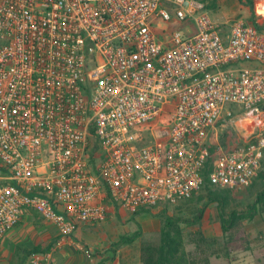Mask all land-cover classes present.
Returning a JSON list of instances; mask_svg holds the SVG:
<instances>
[{
	"label": "built area",
	"instance_id": "built-area-1",
	"mask_svg": "<svg viewBox=\"0 0 264 264\" xmlns=\"http://www.w3.org/2000/svg\"><path fill=\"white\" fill-rule=\"evenodd\" d=\"M214 149L211 185L253 184L264 26L224 33L201 0H0V240L29 211L70 237L107 219L106 197L130 211L187 200Z\"/></svg>",
	"mask_w": 264,
	"mask_h": 264
},
{
	"label": "crops",
	"instance_id": "crops-1",
	"mask_svg": "<svg viewBox=\"0 0 264 264\" xmlns=\"http://www.w3.org/2000/svg\"><path fill=\"white\" fill-rule=\"evenodd\" d=\"M204 3L213 17L214 10H210ZM261 3L264 0H255V6ZM243 6V11H251L248 20L237 18L232 22L239 20L246 24L264 26V14L253 12L249 5ZM236 10L233 11L234 15ZM186 26L193 27V24L183 25L182 28L189 31ZM220 28L224 33L228 30ZM105 200L108 204L107 219L100 224L80 223L70 237H63L52 222L37 213H25L21 221L0 240V261L5 264H28L32 252L40 249L51 255V264H98L102 260L106 264H141V241L152 239L161 231L160 217L148 212L127 210L107 197ZM135 232H139V235L134 241L116 244L121 236Z\"/></svg>",
	"mask_w": 264,
	"mask_h": 264
},
{
	"label": "rangeland",
	"instance_id": "rangeland-1",
	"mask_svg": "<svg viewBox=\"0 0 264 264\" xmlns=\"http://www.w3.org/2000/svg\"><path fill=\"white\" fill-rule=\"evenodd\" d=\"M205 2L210 10H214L213 17L223 30H227L231 22L237 18L248 20L251 11H243V5H249L253 12L256 13L255 0H217L215 2L214 0H205ZM235 9L237 10L234 15L233 11ZM178 25L177 23L172 27H177ZM225 132L227 130L220 133L219 141L221 142L223 135H228V140L223 145L226 148H230L235 143L236 137L229 131ZM213 154L214 157L217 156L215 149ZM99 155L93 154L92 156L95 159ZM211 188L225 189L218 186H211ZM262 191H264V167L252 185L241 191H228L230 197L226 208L227 214L232 209H247L250 204L255 202L258 194ZM202 208H204L203 217L196 228L201 227L206 236L217 238L218 242L215 243L214 248L219 249L221 254L218 257L216 255L212 256L210 264H264V209L260 210L254 219L241 220L236 226L224 232L221 226L219 203L210 201L207 198L206 187H202L201 190L187 200L177 204H163L158 208H146L148 210L146 212L159 216L163 222L164 212L177 218L192 219L199 215ZM190 229L195 230V227L185 226V230L189 231ZM159 237L160 232L152 236V239L156 240ZM194 248V244L187 245L189 250ZM0 264L5 263L1 260Z\"/></svg>",
	"mask_w": 264,
	"mask_h": 264
},
{
	"label": "trees",
	"instance_id": "trees-1",
	"mask_svg": "<svg viewBox=\"0 0 264 264\" xmlns=\"http://www.w3.org/2000/svg\"><path fill=\"white\" fill-rule=\"evenodd\" d=\"M202 1L205 2V0ZM224 136L226 135H223V138H221L222 144L226 143L229 137L227 135L224 138ZM213 161L214 154L209 158L204 170L203 187L207 189V198L210 201H217L219 203L222 231L227 232L241 220L254 219L258 212L264 209V191L258 194L255 202L250 204L247 209H232L227 214L226 208L230 197L228 191L230 190L227 188L223 190L211 188L213 185L210 183L208 174L212 169ZM137 211L142 213L148 210L146 208H139ZM203 211L204 208L200 210L197 217L192 219L177 218L164 212L160 237L156 240L143 239L141 241V264H210L212 256H220V250L214 248L215 243L218 242L217 238L206 236L201 227L196 228L203 217ZM185 226L195 227V230L190 229L187 231L185 230ZM138 235L139 232L123 235L116 244L134 241ZM188 244H194L195 248L192 250L187 249ZM36 252H42V250L35 249L32 253ZM98 264H106V262L102 260Z\"/></svg>",
	"mask_w": 264,
	"mask_h": 264
}]
</instances>
